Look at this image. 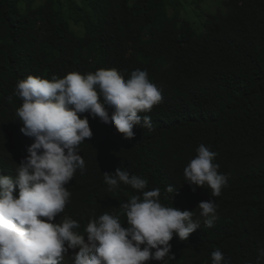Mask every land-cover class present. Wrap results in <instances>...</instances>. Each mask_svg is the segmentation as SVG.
<instances>
[{"label":"trees","instance_id":"obj_1","mask_svg":"<svg viewBox=\"0 0 264 264\" xmlns=\"http://www.w3.org/2000/svg\"><path fill=\"white\" fill-rule=\"evenodd\" d=\"M79 1L81 7L70 0L40 6L0 0V160H22L33 143L16 115L23 103L15 95L18 81L99 69H116L127 80L132 71L146 70L162 95L141 113L151 117L152 128L137 125L135 136L125 139L114 125L89 116L93 136L79 146L86 165L76 172L101 177L121 168L146 179L144 191L160 189V201L169 204L186 201L197 216L199 203L213 199L217 219L212 227L200 219L199 250L179 264H212L216 249L222 264H257L264 250V0H220L202 31L182 10L203 0ZM67 8L73 12L67 15ZM58 9L62 20L54 26ZM201 144L216 153L213 163L228 176L218 197L207 185L193 191L185 183L184 169ZM80 182L72 187L75 202ZM135 192L142 196L121 182L103 198L87 194L84 208L99 214Z\"/></svg>","mask_w":264,"mask_h":264},{"label":"clouds","instance_id":"obj_2","mask_svg":"<svg viewBox=\"0 0 264 264\" xmlns=\"http://www.w3.org/2000/svg\"><path fill=\"white\" fill-rule=\"evenodd\" d=\"M15 95L23 101L16 110L21 132L33 143L22 160H0V264H179L199 250L200 219L207 227L217 219L213 199L199 203L197 216L186 201L169 204L160 201V189L144 191L148 181L121 168L101 177L76 172L86 165L79 146L93 136L89 116L114 125L125 139L135 136L137 125L152 128L151 117L141 113L150 112L162 95L146 70L132 71L127 80L116 69L51 81L29 76L18 81ZM215 155L201 144L184 169L193 191L207 185L211 196L221 195L228 176L218 172ZM121 182L142 196L125 193L99 214L85 210L87 194L103 198ZM211 256L212 264L225 259L219 249ZM261 259L264 250L257 264Z\"/></svg>","mask_w":264,"mask_h":264},{"label":"rangeland","instance_id":"obj_3","mask_svg":"<svg viewBox=\"0 0 264 264\" xmlns=\"http://www.w3.org/2000/svg\"><path fill=\"white\" fill-rule=\"evenodd\" d=\"M36 6L42 5L45 0H35ZM187 2H193V0H185ZM184 1V3H185ZM74 7H81L82 4L79 0H70ZM186 7L182 10V17H185L191 22V25L195 29V31H202L203 22L206 19V16L211 13H215L220 7V0H203L199 8H194L191 4L185 5ZM73 9L67 8V15L72 13ZM173 11H171V14ZM62 20L61 11L58 9L55 15V20L53 22L54 26H58Z\"/></svg>","mask_w":264,"mask_h":264}]
</instances>
